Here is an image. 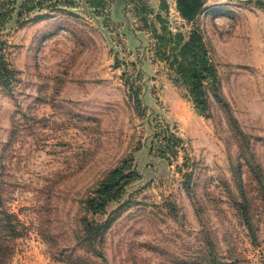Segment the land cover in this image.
Returning <instances> with one entry per match:
<instances>
[{"label": "rangeland", "instance_id": "374dc122", "mask_svg": "<svg viewBox=\"0 0 264 264\" xmlns=\"http://www.w3.org/2000/svg\"><path fill=\"white\" fill-rule=\"evenodd\" d=\"M260 1L0 0L8 264H264Z\"/></svg>", "mask_w": 264, "mask_h": 264}, {"label": "trees", "instance_id": "16d2710c", "mask_svg": "<svg viewBox=\"0 0 264 264\" xmlns=\"http://www.w3.org/2000/svg\"><path fill=\"white\" fill-rule=\"evenodd\" d=\"M260 2H261L260 4L264 6V0H261ZM193 77H194V80L199 81V77H198L196 72L193 73ZM114 185H115L114 173H112L111 177L105 183H103V186L106 187V189L111 190ZM262 196L264 198V194H262ZM107 197H109V196H107ZM94 210H98V207H94ZM3 220H4V223L2 224V226L9 229L11 232L10 234L13 237H15L16 234L18 233V230L16 229L18 222L15 220V217L10 213L5 212ZM11 240L12 239H10L8 237L4 238L3 235L0 236V264H8L7 263V256L8 255L5 256L3 253H5L7 248L11 252V247H10Z\"/></svg>", "mask_w": 264, "mask_h": 264}]
</instances>
